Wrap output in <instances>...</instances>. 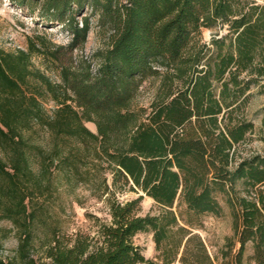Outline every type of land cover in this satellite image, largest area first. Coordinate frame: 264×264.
<instances>
[{
  "label": "trees",
  "instance_id": "1",
  "mask_svg": "<svg viewBox=\"0 0 264 264\" xmlns=\"http://www.w3.org/2000/svg\"><path fill=\"white\" fill-rule=\"evenodd\" d=\"M10 2L71 38L0 47V223L12 224L0 225V264H215L195 229L222 214L218 192L233 217L220 264H264V154L241 149L254 134L264 139V102L259 127L247 114L252 98H264V3ZM95 17L104 48L76 58ZM35 51L60 82L34 66ZM152 79L150 104L134 106ZM84 185L106 196L110 219L95 216L93 232L44 228L61 188ZM126 191L141 194L122 201ZM145 195L158 211L142 213ZM13 231L18 246L6 259L3 240ZM140 233L153 235L158 262L135 242Z\"/></svg>",
  "mask_w": 264,
  "mask_h": 264
},
{
  "label": "rangeland",
  "instance_id": "2",
  "mask_svg": "<svg viewBox=\"0 0 264 264\" xmlns=\"http://www.w3.org/2000/svg\"><path fill=\"white\" fill-rule=\"evenodd\" d=\"M34 20L33 17L27 15L26 10L11 4L10 0H0V47L8 51L27 49L31 39L35 44H40L41 38H46L51 43L58 45L69 43L71 35L68 31L61 28L60 25L44 28L36 24ZM96 20L97 17L93 19L92 29L84 48L75 50L74 56L76 58H91L97 50L104 48ZM205 36L209 38L208 31H206ZM32 60L34 66L43 70L51 80L54 82L61 81L59 71L47 67L48 60L42 53L37 51L33 52ZM158 83L159 81L157 79L145 82L134 102V106L147 107L153 98ZM263 102V97L255 96L252 98L247 109L248 117L253 119L258 127L261 125V117L256 112ZM45 105L49 111H52L55 107V102L48 98L45 101ZM87 125L93 131H97L94 123H87ZM241 149H244V152L255 151L264 154V139H261L259 134H254L253 139L244 144ZM140 194L135 191H126L118 194V198L126 201L136 198ZM217 196L223 208L222 214L219 216H205L202 227L195 229V232H198L206 242L210 254L216 259L215 264H220L221 250L225 246L228 237L233 235V217L225 194L218 192ZM48 204V223L47 226H44L47 230L56 225L68 232H76L78 230L93 232L95 216L103 220L110 219L109 204L106 196L99 197L93 194L89 186L85 185L80 186L72 193L65 186L62 187L60 194L50 200ZM141 205L142 213L158 211V205L149 196H144ZM0 225L5 228L12 227V224L8 221H2ZM44 228L38 231V236L35 240L36 246H39L41 242L40 238L44 236ZM135 242L142 247L143 253L147 258L155 260L156 262L159 261L158 251L151 233L138 234ZM3 244L2 256L6 259L13 257L18 246V238L14 231L9 237L3 240ZM252 253L253 247L249 244L245 253L246 262L249 261L248 258Z\"/></svg>",
  "mask_w": 264,
  "mask_h": 264
},
{
  "label": "crops",
  "instance_id": "3",
  "mask_svg": "<svg viewBox=\"0 0 264 264\" xmlns=\"http://www.w3.org/2000/svg\"><path fill=\"white\" fill-rule=\"evenodd\" d=\"M262 3H264V0H260Z\"/></svg>",
  "mask_w": 264,
  "mask_h": 264
}]
</instances>
